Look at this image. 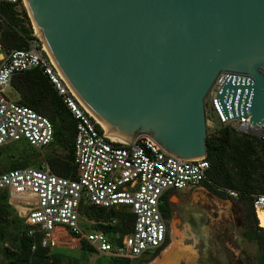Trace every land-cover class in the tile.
I'll list each match as a JSON object with an SVG mask.
<instances>
[{"label":"water","instance_id":"obj_1","mask_svg":"<svg viewBox=\"0 0 264 264\" xmlns=\"http://www.w3.org/2000/svg\"><path fill=\"white\" fill-rule=\"evenodd\" d=\"M54 68L114 138L205 153L204 98L224 120L264 117V0H22Z\"/></svg>","mask_w":264,"mask_h":264},{"label":"built area","instance_id":"obj_2","mask_svg":"<svg viewBox=\"0 0 264 264\" xmlns=\"http://www.w3.org/2000/svg\"><path fill=\"white\" fill-rule=\"evenodd\" d=\"M0 3L9 5L18 15L24 10L28 16L22 0ZM30 24L27 46L0 54V145L24 141L33 148H42L53 137L52 123L46 116L6 94L11 76L17 72L40 69L74 120L72 177L54 174L47 165L0 172V190L6 192L7 203L23 218L30 250H75L84 242L94 253L129 262L152 253L170 237V225L164 220L161 205L164 201L170 203L177 192H207L209 161L204 156L173 157L145 134L130 142L110 137L63 82ZM227 75L221 72L209 88L204 113L209 112L218 129L227 127L264 144V117L256 129L249 124L248 116L223 119L215 95ZM227 193L237 197L235 191ZM85 205L108 215L96 220L87 218L81 214ZM251 207L255 225L264 236L258 218L259 213L264 216V193L251 196ZM116 210L130 215L128 230L122 234L102 229L118 224V216L109 214Z\"/></svg>","mask_w":264,"mask_h":264},{"label":"trees","instance_id":"obj_3","mask_svg":"<svg viewBox=\"0 0 264 264\" xmlns=\"http://www.w3.org/2000/svg\"><path fill=\"white\" fill-rule=\"evenodd\" d=\"M21 16V17H19ZM26 19L24 10L15 13L12 8L0 3V52L3 53L11 48H25L30 27L23 20ZM9 86L15 90L18 104L32 108L46 116L52 123V140L44 147L61 146L66 151L65 159H59L47 154L43 160L45 163L36 162L32 155L27 154L9 165V168L26 167L30 165L28 157L32 158L31 164L34 168H44L47 165L54 174L65 177L73 176L72 165V139L74 135V120L64 108L59 97L53 91L46 77L38 68L20 71L11 76ZM25 148L33 153V147L24 141ZM42 147V148H44ZM31 153V154H32ZM204 157L209 161L207 169L208 191L222 198L230 197L227 190L236 192L237 197L242 199L241 209L242 220L247 224L246 234L258 245L260 250L259 261L264 264V236L261 230L255 225V218L251 207V196L257 193H264V144L256 137L237 134L233 130L222 127L215 133L207 134L205 138ZM7 170V169H6ZM9 205L4 190H0V229L2 225L11 221L8 218ZM161 212L164 218H168L171 212L170 203L161 205ZM81 214L88 218L102 217L108 215L101 209L93 206H82ZM109 214L118 216V224L109 229L102 226L106 232L118 230L121 234L128 230L130 215L122 214L119 210L111 211ZM20 223V218L16 217ZM23 230H17L13 234L9 245L1 246L0 253L7 261L6 264H76L73 261L60 263V253H52L46 249L36 248L30 250V238ZM0 239L2 235L0 232ZM11 246V247H10ZM80 251L93 252L84 242L80 243ZM157 254L154 250L149 258ZM109 264H130L128 260L110 257Z\"/></svg>","mask_w":264,"mask_h":264},{"label":"rangeland","instance_id":"obj_4","mask_svg":"<svg viewBox=\"0 0 264 264\" xmlns=\"http://www.w3.org/2000/svg\"><path fill=\"white\" fill-rule=\"evenodd\" d=\"M23 18V16H22ZM23 20L30 27V21L26 15ZM2 20L0 19V23ZM33 27V25H32ZM34 30V29H33ZM11 98H16V92L10 86L5 90ZM216 122L211 119L209 112L205 114V132L215 133L218 128ZM26 149L23 142H6L0 145V172L9 168L13 162L19 161L26 154L32 155L36 162L45 163L43 158L47 154L59 159H65L66 151L61 146ZM32 153V154H31ZM30 165L32 158L28 157ZM242 199H227L216 196L210 191L200 190L177 192L170 202V215L164 220L170 225V237H166L164 243L157 248V254L153 261H146L145 258L133 259L130 264H261L259 261L260 250L256 242L249 239L246 234L247 224L242 220ZM9 215L12 219L2 225L0 229L2 239L0 247L9 245L13 234L17 230H23L22 221L15 208L8 204ZM201 213L204 231L209 237L210 247L207 254L201 260L193 261L194 256L203 254L207 248L202 241L194 242L190 235L187 223L190 215ZM20 218V223L15 218ZM107 217V215L105 216ZM88 218V217H87ZM96 220V217L91 218ZM81 227V226H80ZM167 246V247H166ZM11 247V246H10ZM166 247V248H165ZM165 248V249H164ZM164 249V250H163ZM52 253H60V263L74 262L76 264H109L110 257L94 252L75 250H64L55 248L50 250ZM193 257V258H192ZM189 259L192 261H189ZM152 260V259H151ZM7 261L0 253V264Z\"/></svg>","mask_w":264,"mask_h":264},{"label":"bare ground","instance_id":"obj_5","mask_svg":"<svg viewBox=\"0 0 264 264\" xmlns=\"http://www.w3.org/2000/svg\"><path fill=\"white\" fill-rule=\"evenodd\" d=\"M34 29V27H33ZM35 32V30H34ZM36 33V32H35ZM103 128V127H102ZM104 129V128H103ZM105 130V129H104ZM105 132L112 138H114L111 134H109L106 130ZM114 139H117V138H114ZM119 140V139H117ZM121 141V140H119ZM258 218H259V221H260V226H264V216L262 214H258ZM187 228H188V231L190 233V235L192 236L194 242L197 244V242L199 241H202L204 246L207 247L203 254L201 255H197V256H194L195 259H193V261H198V260H201L202 259V256L205 257L204 255L207 254V250L210 247V241H209V237L207 236L206 232L204 231V225L202 223V215L201 213H195V214H192L190 215V218H189V221L187 223ZM193 258V257H192ZM189 261H192V259ZM154 263V262H153ZM152 263V264H153Z\"/></svg>","mask_w":264,"mask_h":264},{"label":"flooded vegetation","instance_id":"obj_6","mask_svg":"<svg viewBox=\"0 0 264 264\" xmlns=\"http://www.w3.org/2000/svg\"><path fill=\"white\" fill-rule=\"evenodd\" d=\"M208 192H209V191H207V193H208ZM164 241H165V240H164ZM163 243H164V242H163ZM163 243H162V244H163ZM162 244H161V245H162ZM166 247H167V246H166ZM166 247H165V248H166ZM165 248H164V249H165ZM164 249H163V250H164ZM150 254H151V253H150ZM150 254H148V253H147V254H144L142 257H140V258H138V259L145 258V260H146L147 262H148V261L152 262L156 257L154 256V257H155L154 259H153V258H149ZM151 259H152V260H151ZM150 262H149V263H150ZM149 263H148V264H149Z\"/></svg>","mask_w":264,"mask_h":264},{"label":"crops","instance_id":"obj_7","mask_svg":"<svg viewBox=\"0 0 264 264\" xmlns=\"http://www.w3.org/2000/svg\"><path fill=\"white\" fill-rule=\"evenodd\" d=\"M0 54H1V52H0ZM16 95H17V94H16ZM16 98H17V96H16ZM16 98H15V99H16ZM156 258H157V257H156Z\"/></svg>","mask_w":264,"mask_h":264}]
</instances>
